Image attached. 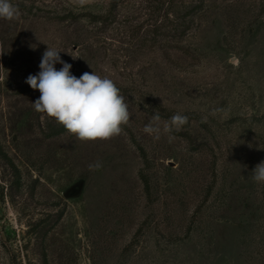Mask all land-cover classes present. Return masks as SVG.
<instances>
[{
	"label": "rangeland",
	"instance_id": "obj_1",
	"mask_svg": "<svg viewBox=\"0 0 264 264\" xmlns=\"http://www.w3.org/2000/svg\"><path fill=\"white\" fill-rule=\"evenodd\" d=\"M11 3L0 264H264V0ZM48 46L77 78L115 82L131 112L120 135L82 142L33 109L25 80ZM157 113L158 140L143 131ZM176 113L188 122L164 132Z\"/></svg>",
	"mask_w": 264,
	"mask_h": 264
},
{
	"label": "clouds",
	"instance_id": "obj_2",
	"mask_svg": "<svg viewBox=\"0 0 264 264\" xmlns=\"http://www.w3.org/2000/svg\"><path fill=\"white\" fill-rule=\"evenodd\" d=\"M19 15L18 7L11 0H0V19L12 21ZM60 52L48 46L39 64L40 71L25 80L33 90L40 92L39 98L32 103L33 109L54 118L57 124L82 142L108 140L120 135L122 126L130 121L131 112L115 82L93 71L77 78L70 72L72 65L62 60ZM58 63L62 65L59 70L55 67ZM159 120V114H154L143 129L156 140L160 138L161 128L154 126L153 122ZM187 122L186 115L176 113L164 124L163 131H180ZM101 167L102 163L97 161L89 165V170ZM252 179L264 183V161L255 166Z\"/></svg>",
	"mask_w": 264,
	"mask_h": 264
},
{
	"label": "water",
	"instance_id": "obj_3",
	"mask_svg": "<svg viewBox=\"0 0 264 264\" xmlns=\"http://www.w3.org/2000/svg\"><path fill=\"white\" fill-rule=\"evenodd\" d=\"M77 194V193H76ZM76 194H74V195H76Z\"/></svg>",
	"mask_w": 264,
	"mask_h": 264
}]
</instances>
